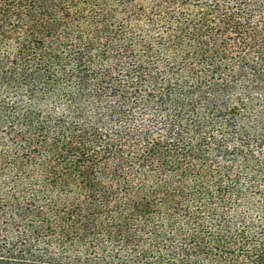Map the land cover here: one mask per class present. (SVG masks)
Wrapping results in <instances>:
<instances>
[{
    "label": "trees",
    "instance_id": "16d2710c",
    "mask_svg": "<svg viewBox=\"0 0 264 264\" xmlns=\"http://www.w3.org/2000/svg\"><path fill=\"white\" fill-rule=\"evenodd\" d=\"M0 264H264V0H0Z\"/></svg>",
    "mask_w": 264,
    "mask_h": 264
}]
</instances>
